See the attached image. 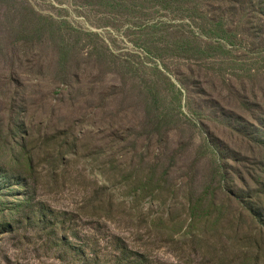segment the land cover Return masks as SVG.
<instances>
[{
    "label": "rangeland",
    "instance_id": "obj_1",
    "mask_svg": "<svg viewBox=\"0 0 264 264\" xmlns=\"http://www.w3.org/2000/svg\"><path fill=\"white\" fill-rule=\"evenodd\" d=\"M0 264H264V0H0Z\"/></svg>",
    "mask_w": 264,
    "mask_h": 264
}]
</instances>
